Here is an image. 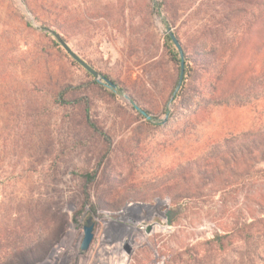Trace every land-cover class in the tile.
<instances>
[{"label":"rangeland","instance_id":"obj_1","mask_svg":"<svg viewBox=\"0 0 264 264\" xmlns=\"http://www.w3.org/2000/svg\"><path fill=\"white\" fill-rule=\"evenodd\" d=\"M22 1L37 25L56 32L121 93L112 96L72 64L17 0H0V262L37 242L46 252L34 264H193L207 256L205 243L225 218L220 194L192 179L193 198L171 204L163 194L181 190L164 188L167 174L218 125L240 126L246 116H215L182 135L186 122L173 113L175 100L168 105L178 67L166 61L163 42L171 29L184 59H192L196 28L229 0ZM165 2L172 7L160 8ZM65 88L73 89L68 100L83 102L58 104ZM88 218L94 237L80 253ZM132 240L127 255L122 248Z\"/></svg>","mask_w":264,"mask_h":264},{"label":"trees","instance_id":"obj_2","mask_svg":"<svg viewBox=\"0 0 264 264\" xmlns=\"http://www.w3.org/2000/svg\"><path fill=\"white\" fill-rule=\"evenodd\" d=\"M25 2L28 4V0ZM168 5L171 6L165 2L159 7ZM53 45L59 47L55 41ZM193 45L195 55L184 59L183 83L174 99L173 113L186 122L182 123L180 133L186 135L190 125L211 121L215 116L241 112L246 121L240 126L228 122L220 129L218 125L213 134L195 142L191 154L167 174L164 188L181 191L176 196H163L171 204L189 201L193 197L188 195L187 185L192 179H196L194 186L201 189L210 185L220 194L225 218L205 243L208 255L203 254L193 264H264V0H229L196 28ZM163 50L166 61L178 67L179 74L178 53L167 35ZM105 78L116 86L108 88L110 94H120L116 82ZM175 86L176 83L170 97ZM72 90H61L57 103H82L80 99L66 98ZM85 121L109 145L87 114ZM94 178V173L86 176V185H92ZM86 185L83 206L89 203ZM42 249V242L23 245L0 264H34L37 254L46 252Z\"/></svg>","mask_w":264,"mask_h":264},{"label":"water","instance_id":"obj_3","mask_svg":"<svg viewBox=\"0 0 264 264\" xmlns=\"http://www.w3.org/2000/svg\"><path fill=\"white\" fill-rule=\"evenodd\" d=\"M17 3L20 5V10L24 12L25 14L28 15V21L31 23V25L39 32L46 33L47 35L51 36L55 41L59 44V46L62 48V50L78 65L80 66L88 75H90L98 84L104 86L105 88H112L115 89V85L111 84L109 80H107L105 77L100 76L93 68H91L87 63H85L83 60H81L68 46L67 44L61 39V37L54 32L53 30L39 26L36 24L35 20L30 16V13L26 9L24 3L22 0H17ZM166 35L167 37L171 40L172 44L174 45L177 53H178V58H179V74H178V79L176 82V86L174 88V91L169 99L168 105H170L173 100L175 99L177 93L180 90V87L183 82L184 78V54L182 51V48L179 44L178 39L176 36L173 34L171 29H166ZM136 112H138L141 116H143L146 120H149V116L147 114L138 109L135 108ZM93 230H94V223L92 221V218H88L85 221V226L82 228V239L80 242L79 246V251L80 253H85L88 251L92 241H93ZM150 231V228L146 229V232L148 233ZM126 254L128 255L130 253V247L126 243Z\"/></svg>","mask_w":264,"mask_h":264},{"label":"flooded vegetation","instance_id":"obj_4","mask_svg":"<svg viewBox=\"0 0 264 264\" xmlns=\"http://www.w3.org/2000/svg\"><path fill=\"white\" fill-rule=\"evenodd\" d=\"M145 233H147L146 230H145ZM147 234H149V232H148ZM140 236H141V232H140V230H138V231L135 233L134 238H136V237H140ZM127 244H128L129 247H130V253L128 254V255H130L131 252H132V250H131V246L133 245V240L131 241L130 244H129V243H127ZM122 251L126 252V247H125V245L123 246Z\"/></svg>","mask_w":264,"mask_h":264},{"label":"built area","instance_id":"obj_5","mask_svg":"<svg viewBox=\"0 0 264 264\" xmlns=\"http://www.w3.org/2000/svg\"><path fill=\"white\" fill-rule=\"evenodd\" d=\"M157 264H163L162 262H160V263H157Z\"/></svg>","mask_w":264,"mask_h":264}]
</instances>
